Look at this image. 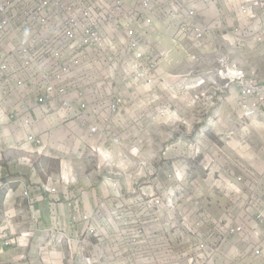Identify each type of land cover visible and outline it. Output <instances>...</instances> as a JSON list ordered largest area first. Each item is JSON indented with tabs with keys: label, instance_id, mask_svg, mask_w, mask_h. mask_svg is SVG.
<instances>
[{
	"label": "crops",
	"instance_id": "0c3cea01",
	"mask_svg": "<svg viewBox=\"0 0 264 264\" xmlns=\"http://www.w3.org/2000/svg\"><path fill=\"white\" fill-rule=\"evenodd\" d=\"M186 6L197 11L208 31L206 39L184 36L181 18L156 20L157 48L163 54L156 87L128 85L126 107L115 117L105 115L123 140L114 151L106 149L110 161L100 155L92 159L88 147L99 142L91 140L82 125H64L54 118L40 121L37 132L47 133L40 147L28 143L21 128L0 129V264H88L85 259L95 252L101 264H187L190 256H198V264H243V257L247 264H264V223L259 233L214 245L219 240L216 223L235 202L241 201L237 210L243 213L246 200L253 197L250 218L244 220H254L255 225L258 216L264 217V119L239 118L238 85L227 88L222 98L210 95L208 86L202 85L211 74L209 65L217 61L214 53L229 46L239 54L248 43L235 31L240 0H188ZM147 95L156 98L149 104L143 100ZM144 108L153 111L146 125L139 118ZM258 133L259 146L250 140ZM92 161L103 163L89 170L82 167ZM50 164H59L62 171L52 172L71 182L60 185L58 195L42 188L46 181L42 170L49 171ZM242 176L244 182L233 188ZM192 178L188 188L184 181ZM118 179L120 183H114ZM28 186L32 190L25 198ZM159 192L173 198L162 215H151L147 205L128 212L132 197ZM69 200L74 201L73 208ZM77 210L100 225L102 241L87 240L88 223L71 225L69 216ZM139 223L148 226L136 237ZM174 223L185 225L186 232L178 234ZM9 239L13 243L7 246ZM194 241L204 245L200 252H191L197 249L194 243L191 246ZM151 248L156 249V258L146 260L144 252ZM254 248L262 255H255ZM83 249L86 254L79 257Z\"/></svg>",
	"mask_w": 264,
	"mask_h": 264
},
{
	"label": "built area",
	"instance_id": "2783aa9c",
	"mask_svg": "<svg viewBox=\"0 0 264 264\" xmlns=\"http://www.w3.org/2000/svg\"><path fill=\"white\" fill-rule=\"evenodd\" d=\"M187 1L0 0V129L21 128L26 141L40 147L44 143L43 134L37 132L40 121L54 118L64 125H82L87 128L89 138L99 142L88 147L92 159L100 155L109 160L106 154L112 147L122 146L123 140L105 115L115 117L126 107L128 85L151 86L163 59L157 48L160 46L156 41V20L181 18L184 36L206 39L208 31L199 21L197 11L186 6ZM239 12L253 17V11L247 7ZM258 42L263 43L264 39ZM217 56L218 68L209 78L210 90L216 91L215 98H222L227 88L238 85L239 118L264 119V80L231 61L226 53L219 52ZM42 171L46 178L42 188L51 194L58 195L60 185L71 183L62 173ZM111 178L107 181H112ZM240 182H244L243 176L233 183V188ZM114 183H120L119 179ZM31 190V186L25 189V198L30 197ZM116 190L119 194L124 192L119 187ZM172 200L169 192L153 193L144 205L156 217V212L162 215V208ZM246 201L243 213L254 207L253 197ZM240 204L241 201L235 202L217 221L219 240L215 246L221 247L245 233L260 232L264 217L258 216L255 225L254 220L247 223L243 213L234 212ZM74 205L73 200L68 201L70 208ZM69 219L71 225L80 220L89 224L86 237L90 242L94 238L103 240L100 225L89 215H81L77 210ZM147 226L139 223L136 237H141ZM172 227L178 228L180 235L186 232L183 224L174 223ZM12 243L10 239L5 241L7 246ZM193 243L197 246L193 253L204 247L195 241L192 247ZM253 252L262 255L260 248H254ZM96 253V260L94 255L85 259L88 264L97 261L101 264V256ZM85 254L83 249L79 257ZM144 254L146 260L156 258V249ZM190 257L192 261L187 264H198V256ZM244 258L243 264H247Z\"/></svg>",
	"mask_w": 264,
	"mask_h": 264
},
{
	"label": "rangeland",
	"instance_id": "374dc122",
	"mask_svg": "<svg viewBox=\"0 0 264 264\" xmlns=\"http://www.w3.org/2000/svg\"><path fill=\"white\" fill-rule=\"evenodd\" d=\"M244 7H247L253 11V13H252L253 17L244 16L239 12V14H240L239 22L240 23L238 25L237 19H235L234 23H235V31L238 32V34L240 35L241 38L248 39V43L246 44L245 47H241L239 54L236 52L233 53L231 51V49H229V46H228V49L225 47H222V49H220L222 51H218L217 54H215V53L213 54L214 60L215 59L218 60L219 57L217 55L219 52L226 53L231 58V61L237 59L238 65L240 67H242L244 70L246 69V70L250 71V69L252 67H253V69L256 68L255 69L256 74L258 72L262 75V76H259V74H257V76L260 79L264 80V48H263L264 42L263 43L258 42L260 38L264 39V36H263V32H264L263 31L264 30V0H240V9H242ZM223 24L226 25L225 22H223ZM220 25L221 24L218 22L217 26H220ZM249 42H251V45H249ZM260 44H263V45H260ZM256 45H260V46H256ZM261 48H263V49H261ZM259 49H261V50H259ZM187 57L189 58L190 64H191L192 60L194 59V57H192L191 52ZM254 58L256 59L255 61H254ZM249 62H252L251 63L252 67H249V65H250ZM217 66H218L217 62H215L214 66H212V65H209V67L206 66V68L208 67L207 71L210 72L211 74H208L207 80H205L202 83V85L204 84V86H208L207 87L208 92L211 93L210 95H212V96L214 95V93H216V91L210 90L211 83H210L209 78L211 76H213L215 69L218 68ZM196 72H200V70L198 69V70H196ZM154 86L156 87V78H155V80L151 86L146 85L147 88L148 87H154ZM216 97H218V95H216ZM154 98H156V96L147 95L146 97H143V100H145L146 103L150 104ZM155 113H156V111H155ZM152 114H153V111H151V108H150V113H149V111L145 110V108L143 111L139 112V118H140L141 122H143L142 124L146 125L148 117ZM118 127L120 128V126H118ZM115 131H116V133L120 131L119 129L117 130V126H115ZM45 135H47V133H43V137H45ZM250 140L255 142V144L257 146H259L262 138L260 137V134L258 133L256 135V137H253ZM245 142H248V141L245 140ZM114 150H115V147H112V151H114ZM115 152H121V151L117 150ZM83 155H85V154H83ZM93 160H96V158ZM102 163H103V161L100 163H99V161H97V162L92 161L89 164L85 163V165H83L82 167H84L85 170H89L91 168H96L97 164H102ZM49 171H55V172L60 173L62 171V169H60V171H59V164L58 165L50 164L49 165ZM193 180H194V178L186 179V181H184L187 184L188 188H191ZM139 194L141 196L140 198H133L132 197L128 201V203H127L128 212L133 213L138 208H140L142 205L149 202L151 193H147L148 197L144 196L143 193H139ZM224 194L226 195V198L229 197V192L226 191V192H224ZM237 211L238 210H236L234 212H237ZM248 212H249V210H247L245 212L246 214H244V215L242 214V217L246 218V220L248 217L250 218V216L248 215ZM224 213H225V211H224ZM249 222H247V223H249ZM247 231H249V228L247 229Z\"/></svg>",
	"mask_w": 264,
	"mask_h": 264
}]
</instances>
